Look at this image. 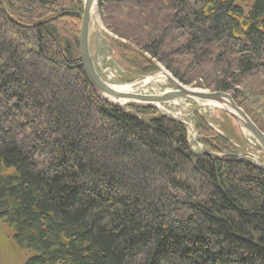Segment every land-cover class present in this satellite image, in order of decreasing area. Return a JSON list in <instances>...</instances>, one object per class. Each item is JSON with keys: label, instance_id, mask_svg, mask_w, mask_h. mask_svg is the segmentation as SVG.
<instances>
[{"label": "trees", "instance_id": "16d2710c", "mask_svg": "<svg viewBox=\"0 0 264 264\" xmlns=\"http://www.w3.org/2000/svg\"><path fill=\"white\" fill-rule=\"evenodd\" d=\"M98 5L141 72L158 61L229 92L264 132L247 109L250 91L264 95V0ZM83 7L0 0V219L25 264H264V166L201 115L197 152L184 122L97 93Z\"/></svg>", "mask_w": 264, "mask_h": 264}, {"label": "rangeland", "instance_id": "374dc122", "mask_svg": "<svg viewBox=\"0 0 264 264\" xmlns=\"http://www.w3.org/2000/svg\"><path fill=\"white\" fill-rule=\"evenodd\" d=\"M96 10V14L90 15L89 49L97 72L110 85H132L133 93L140 94H161L176 89V83L186 88L211 92L209 89L199 87L200 79L192 84L182 83L165 65L158 61L150 71L141 72L131 62V54L123 53L118 46L119 42H125L137 49L135 42L128 41L123 34L116 31L114 23L110 24V10L102 12L98 0H96ZM131 24L133 23L129 21V25ZM160 72L170 74L171 81L162 82L158 77ZM250 93L247 99L249 102L247 109L255 115L258 114L264 126V95L259 91L256 93L250 91ZM116 103L122 105L118 101ZM156 107L160 114L180 120L187 125L189 141L194 151L204 150L203 144L199 141L201 135L196 129L197 116L201 115L209 126L229 138L232 145L238 150L237 156L249 159L256 164H264V151L259 141L252 134L247 133L242 124L224 108L194 98L170 100L158 103ZM30 256V252L12 241V229L0 219V264H25Z\"/></svg>", "mask_w": 264, "mask_h": 264}, {"label": "water", "instance_id": "95a60500", "mask_svg": "<svg viewBox=\"0 0 264 264\" xmlns=\"http://www.w3.org/2000/svg\"><path fill=\"white\" fill-rule=\"evenodd\" d=\"M96 0H85L82 15V24L80 32V49L81 60L85 75L93 87V89L104 98L110 100H123V105H139V106H156L158 103H163L179 98H194L210 103H218L227 105L224 108L238 120L242 126L252 134L261 144L264 151V132L256 125L249 115L236 103L234 97L229 92L224 91H201L192 88H186L178 83L175 84L176 89L168 90L161 94H140L128 91H119L106 82L97 72L94 65L93 56L89 49V27L91 8ZM112 101V100H110ZM116 102V101H112ZM264 166V164H262Z\"/></svg>", "mask_w": 264, "mask_h": 264}, {"label": "bare ground", "instance_id": "6f19581e", "mask_svg": "<svg viewBox=\"0 0 264 264\" xmlns=\"http://www.w3.org/2000/svg\"><path fill=\"white\" fill-rule=\"evenodd\" d=\"M96 12H97V10H96V1H94V4H93V6H92V8H91V14L92 13H95L96 14ZM158 77H160V79H161V81L162 82H169V81H171V79H172V77H171V75L170 74H168V73H166V72H160L159 74H158ZM112 87L113 88H115L116 90H119V91H128V92H133V87H132V85H123V86H121V85H112ZM197 90V89H196ZM110 100H112V101H118V102H120V103H124V101L123 100H116V99H114V98H110ZM215 105H217V106H219V107H224V108H227V105H224V104H218V103H214ZM247 133H249L248 131H247ZM250 134V133H249Z\"/></svg>", "mask_w": 264, "mask_h": 264}]
</instances>
